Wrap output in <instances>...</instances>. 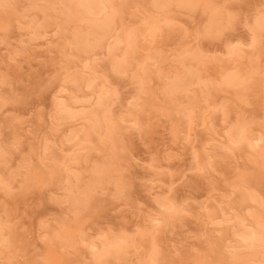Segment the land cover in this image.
I'll list each match as a JSON object with an SVG mask.
<instances>
[{
  "label": "rangeland",
  "instance_id": "rangeland-1",
  "mask_svg": "<svg viewBox=\"0 0 264 264\" xmlns=\"http://www.w3.org/2000/svg\"><path fill=\"white\" fill-rule=\"evenodd\" d=\"M152 1L106 3V14L118 12V32L136 30L132 50L121 44L111 54L105 41L88 53L72 46L95 18L74 2L79 13L67 17V0L49 10L45 0H0V264H98L89 247L105 242L122 252L101 264H229L230 247L243 246L237 235L264 211L260 149L217 136L242 125L264 152V29L251 30L264 20V0L158 10ZM82 69L86 81L73 85ZM90 69L94 96L108 92L99 108L106 121L93 129ZM189 72V91L168 97L173 78ZM226 74L238 84L226 85ZM59 103L78 112L75 121L63 119ZM159 200L178 214L166 221ZM241 249L250 264H264V246L255 255Z\"/></svg>",
  "mask_w": 264,
  "mask_h": 264
},
{
  "label": "bare ground",
  "instance_id": "bare-ground-1",
  "mask_svg": "<svg viewBox=\"0 0 264 264\" xmlns=\"http://www.w3.org/2000/svg\"><path fill=\"white\" fill-rule=\"evenodd\" d=\"M54 1H56V0H45V4L43 5V10H49L50 8H52L53 9V6H54ZM69 3H70V6L68 7V12L66 13V16L67 17H71V16H75V15H77L78 13H79V11H78V9L75 7V6H78V7H81L82 8V10L80 11V12H83V13H85V14H88V15H94L95 16V18L93 19V20H91V22H90V26H88V34L86 35L85 33V31H83V33L85 34V36L83 35V33L81 32H76L75 34H74V36H73V39L74 40H72V46H74V45H76L77 47L76 48H78L81 52H83V53H85V52H90L92 49H96L97 48V46H101L102 44V47H103V49H104V46L106 47V45L107 44H105L104 45V42L103 41H105L106 43L108 42V46L106 47L107 48V50H106V48H105V50L106 51H108V53L110 52L111 54L112 53H114L113 51H117L118 50V47L119 46H121V44H122V46H123V44H125V46H126V48H125V46H123L124 47V49L126 50V49H129V50H132L131 48H132V45L133 44H135L134 42H135V40H136V30H135V32H134V30H132V31H130V30H126V29H121L122 31H119L118 32V29H117V27H115V25H117L116 24V14L118 13L117 11H114V12H110L109 14H106L105 13V10H106V3H110L111 2V0H67ZM5 2V1H4ZM74 2V3H73ZM54 3V4H53ZM75 4V6H72L73 4ZM53 4V5H52ZM155 9H162V8H165V7H170V5H174V6H178V7H180V6H182V7H191V6H193V3H192V0L190 1V0H153L152 1V4H151ZM166 8V9H167ZM165 9V10H166ZM120 15V14H119ZM46 20V19H45ZM154 20V19H153ZM48 22V21H47ZM44 23L45 25L46 24H49V23ZM154 23V22H153ZM36 24V23H35ZM148 26L149 25H147V29H149L148 28ZM254 26V29H252L251 28V30H256V31H260V30H262V29H264V20H262V19H259V20H256V22H255V24L253 25ZM39 25H38V27H36L35 29H39ZM41 28L42 27H40V29H39V33H40V36H41V31H43V30H41ZM145 28V29H146ZM38 29L37 30H35V32H34V36H37L39 33H38ZM43 29V28H42ZM117 29V30H116ZM78 31V30H77ZM44 32V31H43ZM114 33H116L115 34V36H113L112 34H114ZM118 33V34H117ZM138 33V32H137ZM36 34V35H35ZM254 34V33H253ZM42 35H43V33H42ZM138 35V34H137ZM89 36H91L92 37V40H91V42H90V40H89ZM37 37H39V35L37 36ZM138 37V36H137ZM94 38V39H93ZM72 39V38H71ZM106 39H107V41H106ZM111 39H113V41H112V43H110V41L109 40H111ZM99 48V47H98ZM101 48V47H100ZM128 50V51H129ZM93 51V50H92ZM91 51V52H92ZM98 51V50H97ZM103 52V51H102ZM126 52V51H125ZM80 53V52H79ZM117 53V52H116ZM127 53V52H126ZM128 54V53H127ZM92 55V54H91ZM100 55V54H99ZM126 55V54H125ZM81 56V55H80ZM111 56V55H110ZM124 56V55H123ZM122 56V57H123ZM94 57H96V56H94ZM112 58H111V62H112V64H113V67H114V69H116L117 71H122V68L124 69L125 67V65H121L120 64V62H117L116 60H117V56H114V55H112L111 56ZM117 57V58H116ZM88 58V57H87ZM116 58V59H115ZM86 59V58H85ZM91 59V58H90ZM152 59V58H151ZM134 60V59H133ZM91 61H92V59H91ZM82 62V61H81ZM123 63V62H122ZM131 63V62H130ZM127 64V63H126ZM129 64V63H128ZM142 64V63H141ZM123 66V67H122ZM147 67V66H146ZM145 67V68H146ZM96 70V69H95ZM115 70V71H116ZM144 70V69H143ZM82 71V72H81ZM80 71V74H79V72L77 71L76 72V74L79 76V77H77V75L71 80L70 79V81H72L73 82V85L74 84H76V83H79V82H82L83 81V73L85 74V72H83L84 70L82 69ZM186 72H187V70H186ZM95 73L97 74V72H95V71H93L92 69H90V72L87 74L88 75V77H87V83L85 84L86 85V87L87 88H89V93H88V97L87 98H90V99H93L92 101L94 102L93 104H94V107L92 106V112L90 113L91 114V116H89L88 118H89V121H87V122H89L90 123V125H91V129H93V128H95L96 126H98L99 124H101V122H102V120L104 119L105 121H106V118L105 117H103V115H102V113H103V110L102 109H105V107H103L104 105H107V102L105 101L106 100V98H105V96H107L108 94V92H106V94L103 92V94H102V92L101 91H99V93L101 92V94L100 95H97L96 97L94 96V94H96L95 92H96V90L94 91V89L93 88H95V87H93L92 88V86L94 85L93 83L96 81V79H98L97 78V76L95 75ZM142 73V72H141ZM148 74V73H147ZM86 75V74H85ZM149 75V74H148ZM147 75V76H148ZM150 76V75H149ZM225 77V79H224V81H225V83H226V85H228V86H236L235 84H238V82H239V80H238V77H236V75H229L228 76V74H226V75H224L223 76V78ZM194 78H196V75H194V74H192V73H187L186 75H183V76H176V77H174L173 78V80L170 82V85H169V87H167L168 88V90H167V96L168 97H170V96H173L174 94H177V93H179V92H181V91H186L187 92V90H188V88L191 86V85H193L194 84ZM199 79V78H198ZM148 80H149V78H148ZM77 81H79V82H77ZM84 81H86V80H84ZM83 81V82H84ZM75 82V83H74ZM140 82V81H139ZM142 82H144V79H143V81ZM141 82V83H142ZM93 84V85H92ZM102 85H104V84H102ZM106 86H107V84H106ZM142 86V85H141ZM85 87V88H86ZM90 87L92 88V89H90ZM109 87V86H108ZM97 88V87H96ZM95 88V89H96ZM244 88V87H243ZM243 88H242V90H243ZM82 89V88H81ZM106 88H104V91H106L105 90ZM246 89V88H245ZM108 90V89H107ZM82 91V90H81ZM189 91V90H188ZM244 91V90H243ZM185 92V93H186ZM75 93V92H74ZM98 93V94H99ZM143 93V92H142ZM104 94H105V96H104ZM71 95V94H70ZM87 95V94H86ZM68 96L69 95H67L66 96V99H69V100H71L74 104L75 103H77V102H75L76 101V99H77V97L74 99V97L75 96H69V98H68ZM206 96L209 98V95H208V93L206 94ZM168 97H166L167 99H168ZM74 99V100H73ZM80 99V98H79ZM90 99H89V102H91L90 101ZM105 99V100H104ZM170 99V98H169ZM65 100V99H64ZM68 100V101H69ZM83 100V99H82ZM86 101H88V100H86ZM169 102H171V99L169 100ZM67 103V102H66ZM66 103H59L58 104V106H60L61 108H60V113L61 114H63V119L65 118V119H69V118H72V120H74L75 121V119L77 118V116H78V112H75V110H74V112H72V108H70V106L71 105H67ZM88 103V102H87ZM109 103V102H108ZM194 103H195V101H194ZM69 104V103H68ZM193 104V103H192ZM77 106V105H76ZM84 106V105H83ZM89 106H91V103H90V105ZM193 106V105H192ZM195 107V106H194ZM75 108V107H74ZM94 108H95V110H94ZM99 108H102V109H99ZM99 110H102V112L100 113L99 112ZM188 112V111H187ZM80 113V112H79ZM82 113V112H81ZM189 114L188 115H190V113H192V110H190L189 112H188ZM60 114V115H61ZM102 115V116H101ZM62 116V115H61ZM105 116V115H104ZM76 117V118H75ZM103 117V118H102ZM193 117V116H192ZM191 117V118H192ZM75 118V119H74ZM90 118H91V120H90ZM102 118V119H101ZM189 118V117H188ZM191 118H190V120H191ZM69 120H71V119H69ZM63 121H65V120H63ZM108 121V120H107ZM190 122V124L192 123L191 121H189ZM88 123V124H89ZM108 123V122H107ZM106 123V124H107ZM93 124V125H92ZM90 125H87V127H90ZM95 126V127H94ZM86 127V128H87ZM100 127V126H99ZM238 127V126H237ZM87 129H90V128H87ZM87 129H85V130H87ZM111 130V129H110ZM88 131H90V130H88ZM87 131V132H88ZM111 132H112V130H111ZM89 133V132H88ZM88 133H87V135H88ZM112 134V133H111ZM217 134H219L218 132H217ZM216 134V135H217ZM76 135H78V132H77V134H75L74 133V137L76 138ZM190 135V134H189ZM188 135V136H189ZM219 138H226L225 140L227 141L226 143H228L229 145H234L235 143H237L238 141H240V140H243V139H246L247 141H248V145H250V147L252 148V149H257V150H259L258 152H256L257 154H258V157H261L260 159H262V160H264V152H263V149L261 148V146H260V143L262 142V139L260 138V137H256V138H253L252 140H250V139H248L247 137H246V134H245V128L241 125L240 127H238V128H236V129H232V131H230V132H228V130H227V132L225 133V136H221L220 134L219 135H217ZM71 137H73V135L71 136ZM74 137H73V139H74ZM78 137V136H77ZM86 137V136H85ZM86 138H88V137H86ZM68 139V138H67ZM66 139V140H67ZM71 139V138H70ZM68 141V140H67ZM230 151V150H229ZM255 151V150H254ZM62 152V151H61ZM75 152H77V150L75 151ZM78 154V153H77ZM76 156V155H75ZM62 158V160L63 161H65V162H67V159L65 158V156H61ZM73 158H74V156H73ZM73 158H70V159H73ZM64 159H66V160H64ZM78 158H74L73 159V161H76ZM71 161V160H70ZM263 162V161H262ZM257 171V170H256ZM260 174V173H259ZM254 175V174H253ZM261 177V176H260ZM263 177V176H262ZM257 178V177H256ZM253 179V178H252ZM250 181V180H249ZM170 191V190H169ZM249 195V194H248ZM248 195H243V196H241V198L242 199H240V200H242V202L243 201H247V199H249V202H250V200H252L251 199V197H253V196H248ZM249 198H248V197ZM255 199V198H254ZM76 201V200H75ZM252 202V201H251ZM254 202V201H253ZM158 205H159V209H160V211H162V215H163V212H164V215H165V218L164 219H166V221H168V220H170V218L172 217L171 215L173 214H175V212H177L178 210H175L172 206H171V201H163V200H159L158 202ZM78 204H80V203H78ZM82 204V203H81ZM171 206V208H170V206ZM78 206V205H77ZM83 207H84V205H82ZM80 207V206H79ZM82 208V207H81ZM222 211H220V210H218V211H220L221 213L223 212V209H221ZM230 210V209H229ZM262 210V209H261ZM259 211V210H258ZM225 212V211H224ZM227 212V211H226ZM231 212H233L232 210H231ZM260 212H261V214H260ZM260 212H258L257 214H256V216H253V218L252 219H254V221H255V223H254V221L253 222H251V224L253 223L254 225H249L248 227H246V231L243 233V234H236L237 235V238L236 239H239L238 241L243 245V246H241V247H230L231 248V250H233V252L231 253V260H230V263L229 264H250V260H249V262H248V260L247 259H250V258H247L246 259V257L247 256H245L246 254L244 253H242L241 251H242V249L240 250V248H246L247 250L248 249H250V251L252 250V253H250L251 255H255L256 254V251H257V249H259L260 247H263L264 246V222H263V218H264V211L262 210V211H260ZM172 213V214H171ZM219 213V212H218ZM177 214H178V212H177ZM228 214H229V212H228ZM227 213H223V214H221L222 216L221 217H224V219H225V221L224 222H228L230 219L229 218H226L225 216L226 215H228ZM231 214H233V213H231ZM230 214V215H231ZM258 214H260V215H258ZM229 215V216H230ZM210 216V215H209ZM211 216H213L214 217V214H211ZM210 216V217H211ZM220 216V215H219ZM168 217V218H167ZM172 219V218H171ZM212 219V218H211ZM224 219H222V221L224 220ZM226 219H229V220H226ZM242 219V218H241ZM240 219V220H241ZM244 219V218H243ZM241 220V221H239V222H237V227L236 228H238V227H242L243 226V229H244V222H245V219L244 220ZM215 220V219H214ZM235 220H236V218H235ZM150 221V223H151V225H152V227H155L156 225H159L158 223H160V221H159V219L158 218H156V217H154V218H152V219H150L149 220ZM213 221V220H212ZM211 221V222H212ZM233 221V220H232ZM244 221V222H243ZM223 222V223H224ZM229 222H231V221H229ZM243 223V224H242ZM155 224V226H153ZM225 224V223H224ZM239 232V231H238ZM238 232H236V233H238ZM235 234V233H234ZM232 236V235H231ZM235 237V236H234ZM225 239V238H224ZM226 240V239H225ZM233 241V240H232ZM237 241V242H238ZM223 243H224V241H223ZM240 244V245H241ZM226 247H228V246H224V248H226ZM223 248V247H222ZM89 249H90V251H93L92 252V256H93V261L94 262H96V263H98V264H101V263H103L104 262V260H105V258L106 257H108L109 255H120V253L122 252L121 250H122V248H120V246H118V243L116 242V243H107V242H105V246H102L101 248H99L98 246H96V245H94V243L93 244H91L90 245V247H89ZM249 254V253H248ZM258 254V253H257ZM222 257V256H221ZM229 257V256H228ZM218 259V258H217ZM220 259V258H219ZM253 259V258H252ZM217 262H218V260H217ZM222 263V262H221ZM219 264V263H218ZM224 264V263H223ZM226 264V263H225Z\"/></svg>",
  "mask_w": 264,
  "mask_h": 264
}]
</instances>
